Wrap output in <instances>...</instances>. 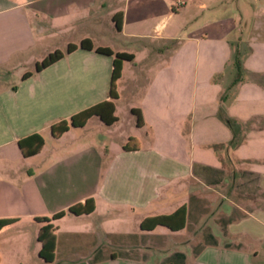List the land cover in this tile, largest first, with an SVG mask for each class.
<instances>
[{
	"label": "crops",
	"instance_id": "obj_1",
	"mask_svg": "<svg viewBox=\"0 0 264 264\" xmlns=\"http://www.w3.org/2000/svg\"><path fill=\"white\" fill-rule=\"evenodd\" d=\"M234 1L215 17L228 0H0V264H264V0ZM202 47L217 60L198 100ZM153 49L174 77L135 97L125 66ZM184 60L193 80L176 79ZM60 65L71 80H30Z\"/></svg>",
	"mask_w": 264,
	"mask_h": 264
},
{
	"label": "rangeland",
	"instance_id": "obj_2",
	"mask_svg": "<svg viewBox=\"0 0 264 264\" xmlns=\"http://www.w3.org/2000/svg\"><path fill=\"white\" fill-rule=\"evenodd\" d=\"M189 1L191 0H188V3ZM205 5H207V3ZM213 13L215 17H225V16L233 17V15L237 16L238 7L236 5V1L228 0V3L226 5L225 4H222V5L215 4ZM207 15H209V13ZM207 15L197 16L198 18L196 20H192L190 22L184 21L183 29L182 28H181L182 30L180 29L183 35L187 33H192V32H196L197 34H199L201 33V31H203L202 29H206V24H210L212 21L211 18L208 17ZM166 21L169 27H173L174 19L172 18V16L168 17ZM103 35H104L105 40L103 39L101 41L103 43H109L114 48L122 47L124 45L128 47H133V46L136 47V45L138 44V42H129L114 34H113V37H114L113 38L111 33L107 30ZM62 41H63L62 37L52 38L46 42L44 41V45L39 47V50L44 49L47 46H56V45H58V47L62 50L64 48ZM105 41H108V42H105ZM130 44H132L133 46H130ZM166 45L171 46L172 42H167ZM167 55L168 54L166 53L158 55L159 57L155 60L153 59V57L155 56L154 49H153L151 50L149 54L147 53L146 56H149L148 59L138 61L137 66H133L131 63L129 65H126L124 69V75H123L124 83L121 85L123 89L128 91L126 88L127 85H129L128 80H134L133 84L136 87V90L134 91V95L135 97H137V94L144 90L143 83H145L146 80H171V78L174 77L173 73L171 72V70L173 69L172 67L171 69L162 70V72L159 73V75L157 76L158 74L157 72H159V68L162 66V64L164 62H166V64L168 63ZM216 60L217 59H214L212 54L206 55V53L203 50V47L201 48V52L199 54V65H198V72H197V78H196V80H198V83L196 84L198 100L205 99L206 87H205V84H202V79L205 77L207 72L213 69V66L215 65ZM182 63H183L182 68L178 72L179 75L176 74V79L177 80H193L192 78L193 69L189 67L191 65L190 64L188 65L187 61L185 60L182 61ZM209 64H210V67L208 68ZM26 66L27 68L33 69L34 63H28ZM22 69L23 68H16L15 70H12L10 74L6 76L5 80H20L19 73H21ZM61 69H62L61 65L52 67V68L49 67L41 73H34L30 80H71L68 78V76L64 77L62 75ZM139 71H142V72H139ZM170 72H171V75L169 74ZM184 82H181V84L183 85ZM186 85H191V83L189 82L184 83V87H183L184 91L186 89L185 88ZM84 88L85 86L81 83H79L77 86H70L69 95L72 96L75 94L76 95L75 97H77L78 93L84 91ZM122 96H123V99L119 103V106L121 107L125 105V101H124L125 93H122ZM76 101H79V99H77ZM219 113L220 114L222 113V109H219ZM198 116L200 115L197 112V117ZM214 131L216 132L217 130H214ZM214 149L218 151L219 149L222 150V147L217 148V146H214ZM253 149H254L253 147L242 146L241 152L244 156L248 157V156H251L252 153L254 152ZM162 258L163 257L161 255L154 256L153 258L150 259V262L148 264H158L157 262L162 260ZM18 261L20 262L21 258H14V257L8 256L5 259L6 264L8 263L15 264Z\"/></svg>",
	"mask_w": 264,
	"mask_h": 264
},
{
	"label": "trees",
	"instance_id": "obj_3",
	"mask_svg": "<svg viewBox=\"0 0 264 264\" xmlns=\"http://www.w3.org/2000/svg\"><path fill=\"white\" fill-rule=\"evenodd\" d=\"M103 51L105 52H110L108 49H103ZM119 57L125 56L128 57L127 55H119L117 54ZM234 61H235V65L237 67V69H240V60L238 57V54H235L234 56ZM119 67L120 65L117 63V68L115 70V73H119ZM225 122L227 123V125H229V127L231 128L232 132H233V140H232V146L237 145L239 140L237 138V124L234 123L231 120H225ZM184 260H185V256L182 253H175L171 256L170 261L167 263H162V264H184Z\"/></svg>",
	"mask_w": 264,
	"mask_h": 264
},
{
	"label": "built area",
	"instance_id": "obj_4",
	"mask_svg": "<svg viewBox=\"0 0 264 264\" xmlns=\"http://www.w3.org/2000/svg\"><path fill=\"white\" fill-rule=\"evenodd\" d=\"M178 2H182V0H178Z\"/></svg>",
	"mask_w": 264,
	"mask_h": 264
}]
</instances>
